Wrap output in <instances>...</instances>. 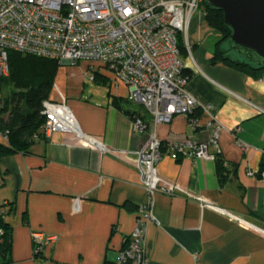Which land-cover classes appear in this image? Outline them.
I'll return each mask as SVG.
<instances>
[{
	"label": "crops",
	"instance_id": "1",
	"mask_svg": "<svg viewBox=\"0 0 264 264\" xmlns=\"http://www.w3.org/2000/svg\"><path fill=\"white\" fill-rule=\"evenodd\" d=\"M205 26L209 29L204 18H193L190 28L196 40L183 59L192 73L189 91L213 107L224 127L219 157L227 178L221 182L217 161L174 160L166 147L159 173L264 229V76L256 78L221 62L212 63L215 44L206 51L198 41ZM81 62L61 63L50 99L65 100L84 133L115 149H141L148 132L135 131L133 119L112 100L116 97L121 106L140 115L142 106L126 101L127 87L116 85L106 67L83 61L86 69L81 74L64 67ZM89 69L94 82L109 86L106 97L87 94ZM195 117L196 128L191 119L177 115L169 123L158 124L156 132L165 145L186 138L207 141L209 116L197 112ZM144 120L152 121L147 115ZM0 141L8 143L1 133ZM146 199L139 171L128 158L87 147L61 132L36 139L28 152L0 159V211L13 229L5 264H113ZM152 214L146 233L148 264H264V233L227 215L182 195L161 193L153 197ZM36 231L58 236L38 259L33 253Z\"/></svg>",
	"mask_w": 264,
	"mask_h": 264
},
{
	"label": "built area",
	"instance_id": "2",
	"mask_svg": "<svg viewBox=\"0 0 264 264\" xmlns=\"http://www.w3.org/2000/svg\"><path fill=\"white\" fill-rule=\"evenodd\" d=\"M202 1L0 0V78L10 73V51L52 58L61 63L100 64L112 73L116 85L121 83L127 87V100L143 105L151 115L149 125L142 118L133 120L135 131L149 135L141 149H115L84 133L65 100L49 99L43 104L46 139L54 132L71 135L87 147L128 158L139 171L147 199L137 209L134 231L113 264L149 263L146 233L154 220L153 197L158 193L182 195L202 208L213 209L243 227L264 233L263 228L248 219L179 183L165 180L159 173L165 147L174 160L188 157L217 161L221 154L219 139L224 127L216 119L213 107L204 105L189 91L187 67L179 44L182 36L190 52V26L201 11ZM3 105L4 99L0 97V107ZM198 111L209 116L207 141L186 138L165 145L159 138L156 126L171 122L177 115L191 119L196 128ZM32 238L35 258L56 242L58 236L36 231ZM196 264L202 263L197 261Z\"/></svg>",
	"mask_w": 264,
	"mask_h": 264
},
{
	"label": "trees",
	"instance_id": "3",
	"mask_svg": "<svg viewBox=\"0 0 264 264\" xmlns=\"http://www.w3.org/2000/svg\"><path fill=\"white\" fill-rule=\"evenodd\" d=\"M202 8L205 9V20L208 26L220 34V39L215 44L212 63L221 62L224 65L241 73L255 76H264V63L258 62L250 53L235 50L229 46L231 29L225 24L224 13L212 8L206 0L202 1ZM227 43L228 48L223 44ZM183 58L188 56L182 36L179 38ZM228 50L235 52L233 56L228 54ZM10 73L0 78V94L4 88L10 86L11 91L3 97L4 105L0 107V132L7 138L8 143L0 141V159L3 156L13 154L18 151L28 152L31 145L37 139H45L43 127L46 123V116L42 113L44 101L49 100L53 90L55 78L61 62L52 58H44L30 54H23L17 51L9 53ZM189 81L192 73L185 70ZM98 76H95V80ZM99 79V78H98ZM113 104L121 108L131 119L142 118L151 115L143 105L144 114L121 106L116 97H113ZM128 103H131L126 99ZM203 113L198 111V113ZM146 122V121H145ZM148 125L151 121L146 122ZM227 168L220 157L217 159V173L221 182L227 178ZM264 173V165L261 171ZM5 214L0 213V264H5L12 249L13 229L5 220ZM43 254L35 256V259L42 258ZM6 261V262H5Z\"/></svg>",
	"mask_w": 264,
	"mask_h": 264
},
{
	"label": "water",
	"instance_id": "4",
	"mask_svg": "<svg viewBox=\"0 0 264 264\" xmlns=\"http://www.w3.org/2000/svg\"><path fill=\"white\" fill-rule=\"evenodd\" d=\"M224 13L225 24L231 29L229 46L250 53L264 63V0H206Z\"/></svg>",
	"mask_w": 264,
	"mask_h": 264
},
{
	"label": "rangeland",
	"instance_id": "5",
	"mask_svg": "<svg viewBox=\"0 0 264 264\" xmlns=\"http://www.w3.org/2000/svg\"><path fill=\"white\" fill-rule=\"evenodd\" d=\"M196 16H200V17L205 19V9L201 7V11ZM200 32H201V34L199 35L198 41L200 43V46L203 47L204 50H206V51L208 50L209 47H210L209 49L212 50L214 47V44H216L218 42V40L221 38L220 34L218 32H216L215 30L211 29L210 27L208 29L205 26L202 29H200ZM195 40L196 39H195V36L193 35V29L191 27L190 32H189V42H191V49L192 50H193L192 44L195 42ZM223 47L225 49L228 48V44L224 43ZM228 54H231L233 56L236 55L235 52H232L229 50H228ZM82 62L77 64V65L76 64H68L64 67L67 69L71 68V69H73V71H76L77 73L81 74L86 69V66L84 64H82ZM62 63H64V62H62ZM87 72H88V75H87L86 81H85V85H86L85 88H86V92L89 95V97H91V95L95 96L98 99H101V97H106L108 95L109 90H110L109 86L105 85L104 83L94 82L93 81L94 74L92 73V71L89 69V71H87ZM11 89L12 88L10 86L5 87L4 91H3V95L4 96L7 95L11 91Z\"/></svg>",
	"mask_w": 264,
	"mask_h": 264
}]
</instances>
